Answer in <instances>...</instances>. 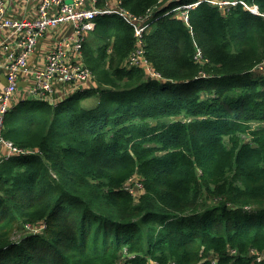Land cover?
<instances>
[{"label": "trees", "instance_id": "16d2710c", "mask_svg": "<svg viewBox=\"0 0 264 264\" xmlns=\"http://www.w3.org/2000/svg\"><path fill=\"white\" fill-rule=\"evenodd\" d=\"M197 1L188 23L173 12ZM243 1L263 16L205 0H121L133 17L154 12L144 50L160 79L128 66L135 30L104 15L98 43L84 46L94 85L11 109L5 140L37 154L0 164V264H114L125 250L130 264H257L264 0ZM136 175L138 202L125 189ZM39 222L42 234H25Z\"/></svg>", "mask_w": 264, "mask_h": 264}, {"label": "built area", "instance_id": "2783aa9c", "mask_svg": "<svg viewBox=\"0 0 264 264\" xmlns=\"http://www.w3.org/2000/svg\"><path fill=\"white\" fill-rule=\"evenodd\" d=\"M163 0H160L162 2ZM223 13L238 5L256 16H263L256 6L248 5L243 0H205ZM8 0H0V73L5 78L0 87V164L11 158L37 154L35 150L15 147L13 142L5 140L4 128L8 113L16 105L20 82L25 79L26 101L55 103L59 88L62 86L69 92L84 90L94 85V74L84 64V46L87 35L95 27L99 16L115 14L121 17L135 30L137 49L131 54L128 66L142 67L146 65L147 73L160 79L147 62L144 50L145 33L150 30L154 12L145 17H133L121 7V0H105L99 7V0H36L35 10L29 18H14L7 5ZM200 4H184L175 8L177 16L189 22V11ZM67 25L72 28L70 36L63 39L57 47L46 55L45 65L40 69L30 66L29 60L36 53L40 39L49 30L59 29ZM3 47L6 48L3 56ZM200 58L201 55L196 57ZM254 71L264 74V60ZM202 76H205L202 74ZM25 101V100H23ZM22 101V102H23ZM134 187L144 193L143 180L138 175L130 179ZM140 187V188H139ZM134 194V189L130 191ZM44 222L26 225L29 234L35 235L45 230ZM249 258L257 264H264V251L250 250ZM130 257L126 254L116 264H127ZM176 264V263H173ZM214 264H217L214 261Z\"/></svg>", "mask_w": 264, "mask_h": 264}, {"label": "crops", "instance_id": "0c3cea01", "mask_svg": "<svg viewBox=\"0 0 264 264\" xmlns=\"http://www.w3.org/2000/svg\"><path fill=\"white\" fill-rule=\"evenodd\" d=\"M7 5L10 9V14L14 18H29L35 10L36 0H8ZM72 33V28L67 25L61 26L59 29L49 30L46 34L40 39L37 46L36 53L30 58L29 64L34 69H40L45 65L46 55L54 50L63 39L70 36ZM6 48L3 47V56L5 55ZM2 52H0L1 55ZM5 78L0 73V87L4 86ZM26 81L25 79L21 80L19 92L17 93V104L22 103L25 98ZM67 90L62 86L59 88L57 97L62 100L69 97ZM23 101V102H25ZM15 105V106H16Z\"/></svg>", "mask_w": 264, "mask_h": 264}, {"label": "rangeland", "instance_id": "374dc122", "mask_svg": "<svg viewBox=\"0 0 264 264\" xmlns=\"http://www.w3.org/2000/svg\"><path fill=\"white\" fill-rule=\"evenodd\" d=\"M178 1H180V0H175V2H178ZM185 4H187V3H185ZM91 43H94V44H96V43H98V40L94 37V36H92V35H89V37H88V40H87V44H91ZM148 68V66L146 65L143 69L146 71V69ZM18 105V104H17ZM137 181V179H135L133 182H130V180L128 181V182H126V184H125V189L131 194V196L133 197V199H134V201L135 202H138L139 201V195L141 194V190H139V189H137V187H134V183ZM140 188V187H139ZM132 189H134V194H132L130 191H132ZM45 230L43 229V230H41L39 233H36L35 235H39V234H42L43 232H44ZM22 235H23V233L21 232V233H18V235L17 236H15L14 237V240L16 241V240H19L21 237H22ZM126 254H131V253H129V252H126ZM125 254V255H126ZM134 259V258H133ZM133 259H131V260H133ZM130 260V261H131ZM150 260H152V259H150ZM213 264H214V262H212Z\"/></svg>", "mask_w": 264, "mask_h": 264}, {"label": "clouds", "instance_id": "9594fccd", "mask_svg": "<svg viewBox=\"0 0 264 264\" xmlns=\"http://www.w3.org/2000/svg\"><path fill=\"white\" fill-rule=\"evenodd\" d=\"M197 2H199V1H197ZM187 4H191V3H187ZM99 7H102V6H99ZM111 15H115V14H111ZM116 16H118V15H116ZM99 17H100V16H99ZM99 17H98V18H99ZM118 17H119V16H118ZM153 17H154V15H153ZM98 18H97V19H98ZM120 18H121V17H120ZM97 19H96V20H97ZM121 19H122V18H121ZM96 20H95V22H96ZM95 25H96V23H95ZM94 29H95V27H94ZM94 29H93V30H94ZM150 29H151V28H150ZM93 30L90 31V32L88 33V35H87V40H88L89 35H91V33L93 32ZM85 44H87V42H86ZM69 96H70V95H69ZM25 102H38V101H25ZM22 103H24V102H22ZM39 223H41V222H39ZM44 223H45V222H44ZM33 225H34V224H33ZM25 234H29V233L27 232L26 229H25ZM29 235H33V234H29ZM126 252H127V250H125L124 255H123L120 259H122V258L125 256ZM127 255L130 257V259L128 260L127 264H130V263H129L130 260L133 259V258H135V256H134V255H131V254H127ZM120 259H119V260H120ZM119 260H118V261H119ZM118 261H117V262H118ZM117 262H115L114 264H116Z\"/></svg>", "mask_w": 264, "mask_h": 264}]
</instances>
